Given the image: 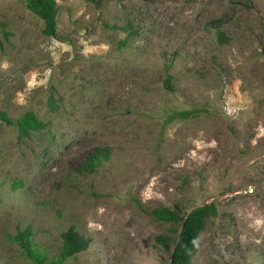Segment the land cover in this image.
Wrapping results in <instances>:
<instances>
[{
  "label": "rangeland",
  "instance_id": "374dc122",
  "mask_svg": "<svg viewBox=\"0 0 264 264\" xmlns=\"http://www.w3.org/2000/svg\"><path fill=\"white\" fill-rule=\"evenodd\" d=\"M56 2L61 39L0 0V264H36L27 229L47 264H167L155 208L210 202L191 264H264V0Z\"/></svg>",
  "mask_w": 264,
  "mask_h": 264
},
{
  "label": "trees",
  "instance_id": "16d2710c",
  "mask_svg": "<svg viewBox=\"0 0 264 264\" xmlns=\"http://www.w3.org/2000/svg\"><path fill=\"white\" fill-rule=\"evenodd\" d=\"M88 2H99L101 0H86ZM149 1V0H143ZM27 7L44 21L43 32L47 36L60 38L58 36L57 19L58 6L56 0H26ZM218 23L219 21H215ZM4 25V24H2ZM61 39V38H60ZM219 39L223 41L225 34L219 33ZM167 87L172 89L170 80L166 82ZM52 105L54 100L50 99ZM194 111L197 110H193ZM192 111L175 112L171 119L177 116L189 117ZM5 118V116H2ZM22 134L28 135L31 130H39L44 127L42 121L33 112H27L18 121ZM107 155L105 149L98 148L93 155L88 158L80 166V169L86 172H92L102 157ZM218 205L215 202H210L198 207H195L189 213H182L180 206H175L174 209L167 206L155 208L153 215L162 221L171 224L169 234H160L156 236V245L168 248L173 243V251L171 258L167 264H191L193 255L197 249V242L205 228V223L208 219H212L217 215ZM179 226V229H176ZM175 234V235H174ZM63 251L61 260L75 256L77 253L85 251L89 248L91 240L88 237L81 235L75 228L71 227L62 234ZM16 240L21 243L24 251L34 260L36 264H47L45 258L34 252L32 249V232L30 229L19 232L15 236ZM51 264V263H50Z\"/></svg>",
  "mask_w": 264,
  "mask_h": 264
}]
</instances>
